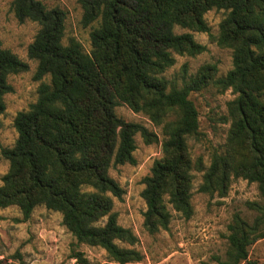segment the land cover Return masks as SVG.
<instances>
[{
  "label": "trees",
  "instance_id": "trees-1",
  "mask_svg": "<svg viewBox=\"0 0 264 264\" xmlns=\"http://www.w3.org/2000/svg\"><path fill=\"white\" fill-rule=\"evenodd\" d=\"M80 2L83 24L96 23L90 52L75 38L63 42V9L47 8L42 0H13L20 22L39 24L28 55L38 62L34 79L41 83L37 100L15 117V144L1 149L9 168L0 185V207L18 205L23 219L37 205L60 211L78 243L104 248L119 264L141 261L136 248L120 245H133L137 237L119 224L113 210V198H121L124 189L109 169L136 163V134L146 143L159 137L118 116L116 106L123 102L162 125L163 156L143 178L141 193L144 225L156 233L168 229L170 206L185 218L193 214L195 166L188 140L199 133L200 124L190 94L211 83L231 89L235 97L228 102L226 150L214 151L209 166L200 167L199 190L225 196L232 177H243L257 182L264 196V0ZM213 8L226 11L216 41L232 50L233 67L219 77L217 66L206 64L181 83L168 78L165 72L176 63L175 54L206 50L192 33H176L174 27L209 32L205 13ZM28 68L0 39V114L6 110L4 96L14 90L9 76ZM258 208L261 213L252 222L234 215L226 257L215 264L248 259L249 246L264 238V204ZM72 257L74 264H89L82 251L75 250Z\"/></svg>",
  "mask_w": 264,
  "mask_h": 264
},
{
  "label": "rangeland",
  "instance_id": "rangeland-1",
  "mask_svg": "<svg viewBox=\"0 0 264 264\" xmlns=\"http://www.w3.org/2000/svg\"><path fill=\"white\" fill-rule=\"evenodd\" d=\"M47 8L59 7L66 12L63 42L78 40L86 52L91 51V30L96 23L84 25L80 0H42ZM13 0H0V39L2 46L13 51L27 62L29 68L8 78L14 90L4 96L6 110L0 114V185L8 171L9 160L1 149L12 147L18 137L14 126L17 113L27 110L38 98L41 80L34 79L38 62L28 55L39 24L32 20L20 22L12 8ZM226 11L213 8L205 13L209 32L174 27L176 33L190 32L206 50L197 55L175 54L176 63L165 75L181 83L183 78L198 73L206 64L217 66L216 76H224L233 67L232 50L216 41L219 24ZM49 81V77L44 78ZM235 97L231 89L223 90L214 83L190 94L199 112V133L188 140L194 161V185L191 203L193 214L185 218L170 206L172 218L168 229L150 233L144 225L146 202L142 196L143 178L151 173L155 160L163 156L164 139L162 125L154 123L144 112H135L127 104L116 106L118 116L126 121L138 122L158 134V141L146 143L136 134V163L112 165L109 175L124 189L121 198L114 197L113 210L118 222L130 228L137 237L133 245L120 242L121 246L136 248L141 254L139 262L131 264H203L218 263L225 259L229 247V224L236 213L252 222L261 213L264 204L258 183L243 177H232L228 191L221 196L218 191L203 192L199 186L204 170L214 151L226 150L231 121L228 118V102ZM202 162V164L200 163ZM75 250L82 251L89 264H119L111 260L100 246L78 243L75 236L63 224L60 211L37 205L28 219L18 205L0 207V264H74ZM264 264V238L249 246V257L240 264Z\"/></svg>",
  "mask_w": 264,
  "mask_h": 264
}]
</instances>
